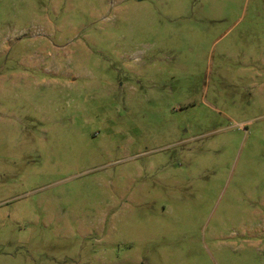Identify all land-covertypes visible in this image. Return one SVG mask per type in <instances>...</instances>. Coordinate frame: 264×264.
Segmentation results:
<instances>
[{"label": "rangeland", "instance_id": "rangeland-1", "mask_svg": "<svg viewBox=\"0 0 264 264\" xmlns=\"http://www.w3.org/2000/svg\"><path fill=\"white\" fill-rule=\"evenodd\" d=\"M0 264H264V0H0Z\"/></svg>", "mask_w": 264, "mask_h": 264}]
</instances>
